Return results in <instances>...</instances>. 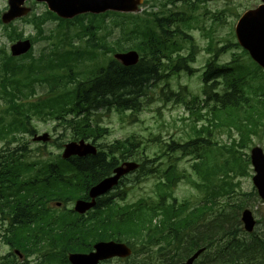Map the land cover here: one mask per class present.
Wrapping results in <instances>:
<instances>
[{
	"label": "trees",
	"instance_id": "trees-1",
	"mask_svg": "<svg viewBox=\"0 0 264 264\" xmlns=\"http://www.w3.org/2000/svg\"><path fill=\"white\" fill-rule=\"evenodd\" d=\"M176 2L193 3L192 0H171L172 4ZM114 15L122 35L133 40V45L126 48L119 41L116 42L118 50L133 48L142 57L133 66H122L113 60L107 65L98 62L90 69L85 80L74 83L72 87L69 84L81 75L73 70L78 60L96 57L94 49L100 46L92 36L95 22L90 16L88 25L82 27L83 35H91L85 41L86 49H80L73 41L62 43L59 39L38 57L29 51L18 61L5 51L4 45H0V98L5 103L0 113V141L8 144L17 133L33 135L36 129L32 120L39 117L64 121L73 127L75 140L91 138L95 142L106 130L91 124L92 110L101 107L114 108L119 113L125 110L137 113L151 102L152 97L148 96L147 89L150 86L158 89V84H161L157 93L159 99L182 103L191 120L188 141L179 144L172 140L167 143V151L179 150L182 155L190 152L196 156L194 159L197 158L199 163L194 169L198 177L207 181L202 184L193 181L192 184L199 189L211 187L207 176H229L232 172L230 163L218 162L217 154L221 155V151L216 152L212 148L215 143L208 139L206 132H210L211 125L233 123L239 134L238 139L230 147L222 148L237 152V146L244 147L251 140V133H254L262 117L257 110V102L252 98L256 92L252 85L257 77L255 71L246 68L233 74L244 94L224 95L223 90H216L219 80L229 89L226 72L216 63V55L225 48H238L237 42H227L219 49L208 48L213 57L201 74V92L190 95L185 101L182 92H174L169 82L181 68L190 70L188 63L192 60L194 42L187 32L191 19H178V13L163 17L157 12L146 11L142 14ZM50 18L57 19L46 11L42 16H33V21L41 29ZM59 22L70 23L68 20ZM19 36L15 34V37ZM186 43L189 44L188 54L181 53ZM100 48L103 51H115L107 46ZM36 83L46 84L50 88L45 98L34 96ZM58 85L62 91H56ZM144 97L146 100L142 105L141 99ZM208 104L211 106L208 107ZM132 138L115 141L107 154L102 150L96 155L76 157L71 161L60 157L50 159L46 153L29 161L26 159L29 152L25 146L13 150L0 149V240L10 250L0 257L1 264H19L14 250L26 257L32 252L36 254L35 263L27 264H70L67 260L69 252H86L92 249L95 241L109 239L125 241L133 248V255L119 264H154L151 262L152 255L156 264H177L200 244L213 252L212 264H227L219 258L222 253L217 245L221 241L239 240L235 238L237 228L233 229L236 212L221 218L222 213L214 215L212 202L209 209L205 203L191 206L188 200L178 202L183 205L174 201L166 204L172 197L175 181L186 170L178 168L175 163H169L165 170H160L158 166L154 168V161L144 156V151L138 149L139 141ZM143 157L147 162L142 160ZM128 159L140 163L136 177H157L153 195L130 203L122 202L126 189L114 192L118 184L111 196L99 198L96 206L83 215L75 213L72 208L56 209L48 204L51 201L66 204L79 198L86 199L90 186L110 175L114 167ZM210 159L211 164L206 165ZM34 169L35 176L32 177L29 172ZM221 180L212 184V192L214 188L226 191L220 185ZM29 190L32 193L26 196L27 202L22 198L9 199L10 196L18 197L23 191ZM226 218L230 224L225 223ZM234 248L238 249L237 246ZM262 250L258 257L264 262V246ZM253 255L254 249L246 246L243 263L253 264Z\"/></svg>",
	"mask_w": 264,
	"mask_h": 264
},
{
	"label": "rangeland",
	"instance_id": "rangeland-1",
	"mask_svg": "<svg viewBox=\"0 0 264 264\" xmlns=\"http://www.w3.org/2000/svg\"><path fill=\"white\" fill-rule=\"evenodd\" d=\"M194 1L195 5L177 3V5L172 6L171 4H168V0H144L138 11L149 12L150 10H153L157 11L160 16H169L170 14L180 12L181 15L177 16L178 18L182 17V19L184 18L185 20L191 19L189 34L195 43L193 51L194 61L189 64L192 72L181 70L178 75L171 78L172 89L182 92V95L186 97H188L190 93L192 95L200 94V89L202 88L201 73L206 60L209 58V53L206 51L207 46L213 44L214 46L220 47L223 44L226 45L227 42H233L235 38L232 36V28L235 26L237 17L245 10V6L236 8V13L228 16L224 19V22L221 23L218 20H215V18H212V14H214L215 17L219 15V12L223 7L222 0H205L203 3L196 0ZM25 5L30 6L32 12L35 11L36 13L34 14L36 15H39V13L46 8L43 3L34 0H28ZM255 6L256 4L253 1H250L247 10L252 9ZM6 8L7 0H0V16ZM32 15L29 13L27 16L20 17L21 19L13 21L10 24L12 27L16 28L18 33L22 34L21 38L34 39L32 48L33 56L38 57L48 47L50 48L52 42L59 39L62 43L73 41V43L78 45L79 48L84 47L86 36L83 35L81 38H77L80 28L75 25V21H73V23H60L58 20L50 18L40 29L35 26L33 19H31ZM104 18L105 21L97 20L94 23V40L100 45L94 49L96 57L92 56L87 60H83V64L80 65L77 70L85 69L88 71L93 69L98 62L105 64L110 51H103L100 48L101 46H107L114 49L116 52H122L123 50H118L116 42L119 41L125 48L133 45V40L126 35H122L120 32L119 26H117L116 22L117 17L112 14L110 19H107L105 16ZM126 24L127 23H125L124 26ZM3 26L7 27L8 25H3L0 21V43L5 45V49L7 50V53H9V46L15 40L12 41L9 39L8 31L4 30L2 28ZM49 34L51 35L48 37L47 35ZM89 37L91 38L90 35ZM178 40L180 41V38ZM186 46L188 45L186 44ZM183 51L184 53H187V48L185 47ZM236 51H239V49H236ZM45 56L47 55L45 54ZM224 58H226V55L219 56V62ZM243 60L245 61L246 59L244 58ZM250 68L252 67L250 66ZM59 84H61V82H59ZM71 85L72 84L69 86ZM159 86H161V84H158V88ZM35 87L36 90L34 96L36 98H45L50 90L46 84L36 83ZM56 91H60L59 85L56 87ZM157 93V88L154 89L153 86L150 87L147 90V94L152 97L151 102L146 104L141 111L133 113L131 116L129 115V117L128 111H126L125 114H119L114 108L109 110H97L94 113V119L107 129V134L97 141V143H100V146H106L112 144L115 140H124L133 136L137 140H140L145 146L146 152L148 153L147 156L153 158L154 156H157L159 152L164 150L165 142H169L171 139L179 143L185 142L190 133L191 124L190 119H181L182 116L187 117L186 109H184V106L180 103H175L173 101L163 102L159 99ZM4 106L5 103L0 98V113ZM45 119L34 117L32 121L37 133L46 131L51 135L50 141L47 143H37L32 141L31 136L28 134L17 133L15 138H11L12 144H22L30 150L35 151L40 149L43 153H48L51 158H56L57 156L60 157L62 148H58V146L60 144L63 145L74 137L73 129L65 127L66 123H59L51 119ZM156 137L158 140H154ZM210 138L217 143V145L212 148L216 149V152L221 151V155L217 154L218 162L224 163L225 161H228L232 167V172L228 177L224 178V180L231 184L233 193L229 192L219 196V210L216 215L222 213L223 216L221 218H223L232 212H237V220L233 225V229H241V233H244L245 238L248 239L251 237V234L246 233L243 230L239 218L240 212L243 208H249L253 212L255 220L258 219L261 222L257 225L256 231L261 232L263 228L264 215L262 212L264 209L262 208V205H259L258 200L255 199L252 194L254 190L252 184L254 170L249 162V152L253 145L260 144L261 139L264 142V133L260 132L259 134L251 135V140L249 144L245 146L246 148L242 147L234 153L221 149L220 146L229 147L232 139L238 138L236 130L232 129L228 134L226 129L212 128ZM2 143L3 142L0 141V147ZM168 155L161 156V167L163 168L168 165ZM171 157L172 159L177 158L175 162L179 168H184L187 172H190V166L193 163L191 156L182 155L181 153L176 152L172 154ZM191 173L193 178L198 177L196 172L192 171ZM130 175H128V180L125 181L126 186L128 187L126 202H132L141 196L146 197L153 193L154 184L156 182L155 176L149 175L145 179H142V176H139V180H137V172L131 176ZM138 175H142V173H138ZM222 176L223 174H219V176L216 177V181H219ZM244 192L250 193V195L246 197L241 196L240 194ZM174 194L178 199L186 197L192 205H196L197 202L202 199V193L200 192V194H198V192L191 188L186 181L177 185ZM225 223L230 224L228 218L225 219ZM9 251V247L0 241V257L6 255ZM116 261L117 260H114V262Z\"/></svg>",
	"mask_w": 264,
	"mask_h": 264
},
{
	"label": "water",
	"instance_id": "water-1",
	"mask_svg": "<svg viewBox=\"0 0 264 264\" xmlns=\"http://www.w3.org/2000/svg\"><path fill=\"white\" fill-rule=\"evenodd\" d=\"M25 0H8L9 8L1 16L4 23H8L14 18L25 15L29 8L24 7ZM45 1L48 8L56 12L60 17L71 18L83 12L99 13L107 9L118 12H134L142 0H38ZM235 34L238 43L246 49L250 56L259 64L264 66V4L256 10L245 12L235 26ZM30 40H18L10 46L12 55L26 53L30 48ZM114 57L121 61L123 65H132L138 61V54L133 50L123 53H116ZM48 139L46 133L35 135L33 140L45 141ZM96 152L95 146L85 143L83 139L78 142L71 141L64 145L62 157L71 155L83 156ZM251 162L256 174L253 181L259 194L264 198V155L259 147H254L251 151ZM134 162H124L113 170V174L103 178L96 183L89 191L90 201L78 200L75 203V210L83 213L94 205V198L117 184L118 179L123 174L136 168ZM241 219L244 228L251 231L254 226V219L248 209L243 210ZM197 250L190 258L180 264H192L193 260L202 252ZM131 254V248L124 242L99 241L93 245V250L88 253H71L68 260L71 264H98L100 260L113 257H127Z\"/></svg>",
	"mask_w": 264,
	"mask_h": 264
},
{
	"label": "flooded vegetation",
	"instance_id": "flooded-vegetation-1",
	"mask_svg": "<svg viewBox=\"0 0 264 264\" xmlns=\"http://www.w3.org/2000/svg\"><path fill=\"white\" fill-rule=\"evenodd\" d=\"M223 1H224L223 8H230V9H236L242 6H245V9H247L248 3H250V1H253L256 4L254 8H258L264 2V0H223ZM236 49H239V51H236ZM224 55H226V58L221 60V64H222L221 70L226 72L225 78L227 80V85L229 86V89L226 88L222 80H219L216 86L217 92H222L223 90L224 95L225 94H230V95L244 94L242 87L238 86L236 77L233 74H236L237 71L250 68L251 66L254 69L255 73L257 74V77L254 78L253 85L256 90V94H255L257 96L256 102H258L259 104L258 109L259 111H261L263 115L261 118V123H257L258 131L253 135L259 134L260 132L264 133V125H263L264 124V66H261L255 60H253L249 56L248 52L245 53L244 51H242L240 48H237L236 46H233V48H231L229 52L226 51V54ZM244 58L246 59L245 61L243 60ZM244 110L245 109L243 107V111ZM253 146H258V147L260 146L262 148V153L264 154V142L262 141V139L260 141V144H256ZM249 161H250V152H249ZM250 165H251V161H250ZM252 184H253V181H252ZM252 194H253V197L258 200L259 205H262V208L264 209V198H262V196L259 194L255 186H254V190ZM240 195L243 197H246L250 195V193L244 192ZM262 214L264 215V211L262 212ZM260 223L261 222L258 219H256L255 230L251 234V237L248 239L245 238L244 233L242 234L241 229H239L240 235L238 238L239 240H236L237 244H235L232 241L219 242L221 243V245L218 243V247H220V252L222 253V255L220 256V259L226 261V263H228V261H231V260H234V261L242 260L244 259V256L246 254V246L254 249V255H259L263 251L262 247L264 246V219H263L262 231L257 232L256 227ZM235 246H237L238 249L234 248ZM232 248L234 250L233 252L230 253V249ZM205 251L206 252L202 253L198 257V259L196 258L197 260L195 259L196 262L194 264H212V259H211L212 251L209 248H207Z\"/></svg>",
	"mask_w": 264,
	"mask_h": 264
}]
</instances>
